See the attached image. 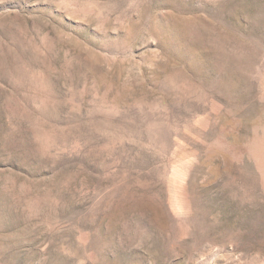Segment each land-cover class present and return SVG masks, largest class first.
Returning a JSON list of instances; mask_svg holds the SVG:
<instances>
[{"label":"rangeland","instance_id":"374dc122","mask_svg":"<svg viewBox=\"0 0 264 264\" xmlns=\"http://www.w3.org/2000/svg\"><path fill=\"white\" fill-rule=\"evenodd\" d=\"M0 264H264V0H0Z\"/></svg>","mask_w":264,"mask_h":264}]
</instances>
